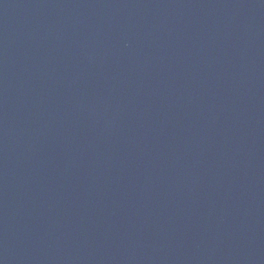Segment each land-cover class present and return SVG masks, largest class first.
I'll use <instances>...</instances> for the list:
<instances>
[{"label": "water", "instance_id": "1", "mask_svg": "<svg viewBox=\"0 0 264 264\" xmlns=\"http://www.w3.org/2000/svg\"><path fill=\"white\" fill-rule=\"evenodd\" d=\"M0 264H264V0H0Z\"/></svg>", "mask_w": 264, "mask_h": 264}]
</instances>
